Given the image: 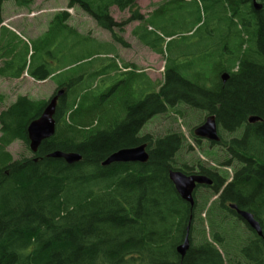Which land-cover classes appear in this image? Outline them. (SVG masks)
Returning <instances> with one entry per match:
<instances>
[{
    "label": "trees",
    "instance_id": "16d2710c",
    "mask_svg": "<svg viewBox=\"0 0 264 264\" xmlns=\"http://www.w3.org/2000/svg\"><path fill=\"white\" fill-rule=\"evenodd\" d=\"M6 1L0 0V24ZM33 1L13 0L25 8ZM256 1L259 10L251 0H167L145 18L137 0H67L69 9L82 10L112 39L102 42L101 51L86 57L85 64L76 61L67 69L51 68L44 58L34 63L33 57L37 43L39 52L58 58L66 31L83 42L96 40L68 25V12L55 13L33 42L0 25V76L18 79L26 73L37 81H55L54 94L64 89L53 116L55 134L35 153L28 148L27 127L47 101L19 95L0 111V264H264V0ZM187 3L194 4L198 40L191 55L200 57L199 67L187 60L186 47L173 45L174 33L159 34L154 28L168 32L178 19L166 21L167 6L172 14H184ZM112 6L129 16L116 20ZM132 21L139 22L133 30L137 39L165 56L160 84L131 63H123V71L117 65L114 44L127 46L121 33ZM47 36L56 47L53 54L44 42ZM180 56L187 58L180 62ZM83 65L84 72L75 71ZM203 66L209 67L210 78ZM223 72L229 74L224 83ZM125 74L144 76L145 86L136 90L127 81L118 99L117 77ZM106 81L117 84L100 92ZM182 107L215 115L220 141L209 145L223 149L216 165L231 167L230 177L200 161L197 171L187 164L177 166L185 143L180 133L140 135L154 116L173 112L182 117ZM249 116L260 121L249 123ZM221 132L231 137L225 139ZM14 141L29 155L14 159L6 150ZM142 143L146 163L101 165L112 152ZM57 150L79 153L81 160L68 164L47 156ZM171 170L205 175L212 183L196 186L190 205L176 193ZM199 188L209 194L197 199ZM210 197L216 198L209 203ZM231 205L250 212L262 235ZM186 234L189 249L181 258L176 249Z\"/></svg>",
    "mask_w": 264,
    "mask_h": 264
},
{
    "label": "rangeland",
    "instance_id": "374dc122",
    "mask_svg": "<svg viewBox=\"0 0 264 264\" xmlns=\"http://www.w3.org/2000/svg\"><path fill=\"white\" fill-rule=\"evenodd\" d=\"M165 1L167 0H137V3L140 6V11L143 13L144 17L147 18L158 5ZM185 6L187 8V13L184 14H172L173 11L171 10V7L167 6L168 8L164 12V18H166V21L170 22L171 17H174L173 19H178L174 25L168 28V32L160 26H156L154 28L156 30L155 32L159 34L174 33L175 35L172 37L173 45L177 44L186 47L187 55L190 54L187 56L188 58L180 56L179 61L183 62V60L187 58L188 61L194 63L195 67H199V60L197 59L200 57H194L191 55V50L194 51V42L198 40V36L193 33L196 28V26L194 27V4L187 3ZM61 11L69 13V18L67 20L68 25L74 27L78 33L94 37L97 41L95 40L90 43L87 41L83 42V39H77L71 35L69 31H66L64 41L59 48L61 55L58 56V58L53 59L51 56H48L41 51L39 52L36 43L34 46V63L39 62L41 58H44L47 60L49 67L54 69H60L62 67L67 69V65L76 61H79L81 64H85V62L89 60L88 58L86 59V57L101 51L99 47L102 45V42L112 40L110 34L98 27L96 23L82 10L76 7L69 9L67 7V0H34L27 8L18 7L14 4L13 0H8L2 4V23L0 25H4V27L13 31L18 36L20 35L22 37V41L27 42L31 40V42H33L35 39H39L43 32L47 29L48 23L52 19L53 15ZM110 13L118 21L129 16L127 11L120 12L115 6L110 7ZM161 15L162 12H159L156 16L159 17ZM137 25H139L138 21H132L124 27V31L121 33V36L127 43V46L114 44L117 54V65L120 68V71H123V63H131L137 70L143 71L151 81L156 84H160L163 82L164 78L165 56L153 52L137 39V37L133 34V30L137 27ZM192 27V31L190 33H186L187 30ZM5 32L8 36L14 35L11 32ZM14 39L17 45L22 44L19 38L16 37ZM50 40L51 37L47 36L45 37L44 42L48 44L47 47H50L49 51L53 54L56 47L53 43H49ZM172 54L173 53H170V56ZM94 57L95 56L91 58ZM1 63L2 60H0V65ZM208 64L211 65V63ZM95 66H98V64ZM86 68V65H83L82 69H77L75 71L84 72V69ZM203 68L206 70L204 76L210 78L211 73L209 67L203 66ZM130 77L131 79L129 80ZM117 79L120 81L116 86L118 99L120 94H125V90L123 88L127 81H133L136 90H142L143 86H145L144 82L146 81L144 76H136L134 74L131 76H128L127 74L119 75ZM115 81L100 83L99 91L103 92L109 85H116L117 82ZM85 84L86 83H83V85ZM56 89L57 84L50 78L43 81H37L28 76L26 73H23V75L18 79L0 76V94L4 96V101L0 104V111L13 102L19 95H25L34 100L47 101L50 97H52ZM135 97H138V93H135ZM181 109L183 111L182 117L176 116L173 112L154 116L143 126L140 131V135L149 134L156 138L171 131L180 133L183 135L185 143L176 156L177 166L187 164L188 166H194V171H197V161H200L201 165L207 168L217 167L220 172H227V175H229L228 177H230L233 173V169L231 167L226 168L216 165V159L223 156V149L220 146L209 145V142L203 139H201L200 142L195 141L196 137L193 134V130L204 121L205 117L208 115L207 112L196 109L191 110L186 107H182ZM221 133L225 139L231 137L229 133ZM6 150L14 159L20 158L22 155H29L26 148L20 141H14L12 144L7 146ZM196 194L198 196L197 199H200L202 197L201 195L206 196L209 193H207L205 188H199ZM210 198L209 203L216 197ZM204 215L205 214L202 213L203 217H205Z\"/></svg>",
    "mask_w": 264,
    "mask_h": 264
},
{
    "label": "water",
    "instance_id": "95a60500",
    "mask_svg": "<svg viewBox=\"0 0 264 264\" xmlns=\"http://www.w3.org/2000/svg\"><path fill=\"white\" fill-rule=\"evenodd\" d=\"M254 9L259 10L261 8L260 3L256 0H251ZM229 74L223 72L220 75L221 81L224 83L228 79ZM64 94V89H59L56 93L47 100L45 107L41 115L32 120L27 127V138L29 141V150L31 153H35L40 146L41 142L49 139L55 134V121L54 113L57 105L58 98ZM249 123H256L260 121L257 116H249L247 118ZM193 134L196 138L206 140L210 143H218L220 136L218 133V125L214 114H208L204 121L198 125L194 130ZM52 158L63 159L66 163L72 164L81 160V155L76 152H62L53 151L47 155ZM148 160V153L146 150V143L134 147H126L118 149L109 154L101 163L106 166L112 163H146ZM169 180L174 186L176 193L179 197L193 205V192L196 186L199 185H210L211 179L205 175L199 174H185L179 170H171L169 172ZM232 209L236 210L237 215L252 229L258 236L262 235V230L259 222L253 217V215L245 210H240L236 205H231ZM188 230V229H187ZM189 249L188 235L186 234L183 242L177 246V253L183 258Z\"/></svg>",
    "mask_w": 264,
    "mask_h": 264
},
{
    "label": "bare ground",
    "instance_id": "6f19581e",
    "mask_svg": "<svg viewBox=\"0 0 264 264\" xmlns=\"http://www.w3.org/2000/svg\"><path fill=\"white\" fill-rule=\"evenodd\" d=\"M29 148V147H28Z\"/></svg>",
    "mask_w": 264,
    "mask_h": 264
},
{
    "label": "flooded vegetation",
    "instance_id": "af4514ba",
    "mask_svg": "<svg viewBox=\"0 0 264 264\" xmlns=\"http://www.w3.org/2000/svg\"><path fill=\"white\" fill-rule=\"evenodd\" d=\"M54 95V94H53Z\"/></svg>",
    "mask_w": 264,
    "mask_h": 264
}]
</instances>
